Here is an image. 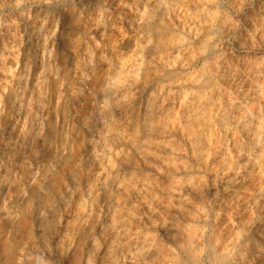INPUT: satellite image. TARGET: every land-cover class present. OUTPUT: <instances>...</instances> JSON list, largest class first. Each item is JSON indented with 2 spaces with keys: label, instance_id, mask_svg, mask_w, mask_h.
Returning <instances> with one entry per match:
<instances>
[{
  "label": "clouds",
  "instance_id": "1",
  "mask_svg": "<svg viewBox=\"0 0 264 264\" xmlns=\"http://www.w3.org/2000/svg\"><path fill=\"white\" fill-rule=\"evenodd\" d=\"M0 264H264V0H0Z\"/></svg>",
  "mask_w": 264,
  "mask_h": 264
}]
</instances>
